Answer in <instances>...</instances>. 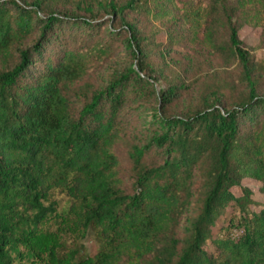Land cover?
<instances>
[{
  "label": "trees",
  "instance_id": "1",
  "mask_svg": "<svg viewBox=\"0 0 264 264\" xmlns=\"http://www.w3.org/2000/svg\"><path fill=\"white\" fill-rule=\"evenodd\" d=\"M178 1L182 15L176 0H111L104 20L44 0H0V264H264V203L231 190L246 178L264 183V95L240 38L243 24L264 29V0H211L208 9ZM149 3L162 22L203 26V42L240 59L249 90L204 91L169 111L184 86L158 93L150 45L127 18ZM215 24L226 29L225 47ZM120 46L133 52L129 68L105 88L86 84ZM142 103L151 104L153 133L127 146L125 168L120 145ZM55 190L71 198L66 211ZM232 200L243 233L214 237ZM88 231L100 243L93 256L69 241Z\"/></svg>",
  "mask_w": 264,
  "mask_h": 264
},
{
  "label": "rangeland",
  "instance_id": "2",
  "mask_svg": "<svg viewBox=\"0 0 264 264\" xmlns=\"http://www.w3.org/2000/svg\"><path fill=\"white\" fill-rule=\"evenodd\" d=\"M32 1V0H27ZM111 0H44L56 10L64 15H97L107 20L110 15ZM121 3L125 0H113ZM192 7L201 6L208 9L211 0H188ZM180 10L179 14H184L181 2L176 0ZM151 3L142 5L135 11L128 13L127 18L136 23L137 29L146 39L145 43L150 45V60L155 68L156 88L158 93L167 89L174 83L184 86L182 97L171 102L169 111H184L188 104L197 103L201 93L220 89L231 95H239L249 90L248 80L245 76L243 64L240 59L235 57L228 50L221 48L211 49L201 39L204 27L189 29L188 24L178 17H170L166 21L158 20L150 14ZM120 17L116 16V22ZM204 25V22H202ZM110 22L106 23L105 28L109 29ZM216 37L220 47H225L227 32L223 27L215 24ZM184 35V39L190 42H173L172 36ZM240 38L249 51L250 60L254 71L253 80L260 94L264 95V29L262 26H251L243 24L240 28ZM133 52L127 50L125 46H120V50L115 52L108 61L91 74L84 81L95 88H105L111 79L129 68L133 63ZM159 100L158 95L154 102ZM151 104H133L131 108L130 127L123 143H121V157L125 168L130 166L127 154V146L131 143H146L152 135L151 128ZM263 182L246 178L240 184L232 185L231 190L235 195H243L248 192L252 194L257 204L264 203V193L260 191ZM52 199L57 200L59 211H66L71 204V198L63 191L55 190ZM257 209L256 205L251 204L249 210ZM244 216L243 211L236 201L232 200L227 208L222 211L221 217L213 226L214 237H234L238 238L243 233L242 224H237ZM76 240L80 248V254L93 256L100 249V243L93 231H88L87 235L80 239L71 238L69 241ZM217 256H221L220 250L214 245L209 246ZM23 264H30L28 259Z\"/></svg>",
  "mask_w": 264,
  "mask_h": 264
}]
</instances>
